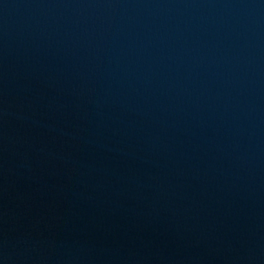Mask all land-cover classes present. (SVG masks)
I'll list each match as a JSON object with an SVG mask.
<instances>
[{
	"label": "water",
	"instance_id": "95a60500",
	"mask_svg": "<svg viewBox=\"0 0 264 264\" xmlns=\"http://www.w3.org/2000/svg\"><path fill=\"white\" fill-rule=\"evenodd\" d=\"M0 264H264V0H0Z\"/></svg>",
	"mask_w": 264,
	"mask_h": 264
}]
</instances>
